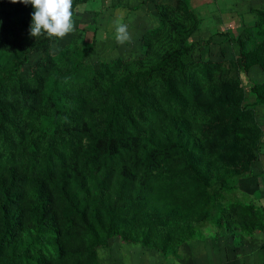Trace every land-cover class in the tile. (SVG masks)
<instances>
[{
    "label": "rangeland",
    "instance_id": "1",
    "mask_svg": "<svg viewBox=\"0 0 264 264\" xmlns=\"http://www.w3.org/2000/svg\"><path fill=\"white\" fill-rule=\"evenodd\" d=\"M33 11L23 0H0V99L6 110L0 123V170L14 165L22 175L45 179L49 194L47 222L40 231L28 222L26 202L18 196L12 201L14 225L1 251L16 256L12 264H172L173 252L193 234V223L148 227L135 214L133 223L113 228L100 200L102 191L92 189L88 199L78 192L64 197L46 176L48 159L55 172L63 167L57 155L68 158L81 151L71 138L74 124L102 126L104 114L93 106L104 101L109 81L154 65L172 49H186L183 68L171 67L172 59L139 84L152 106L139 111L130 91L123 90L122 105L138 122L140 134L157 125L188 123L195 139L176 132L184 146L178 149L181 158L170 160L183 167L188 151L219 164L203 143L223 129L250 145L255 157L250 175L256 176L239 177L237 191L220 190L217 180L209 188L216 204L249 201L252 196L241 191L257 195L264 188V103L254 105L257 98L251 92L255 84L264 89V55L246 69L241 58L264 41V0H86L73 8V31L51 41L47 34H31ZM116 20L128 25L123 43L116 39ZM213 95H225L228 102L207 110ZM152 149L137 147L124 157L137 163ZM119 161L109 162V169ZM182 175L177 184L188 182L192 174L187 170ZM142 225L146 240L136 239ZM162 238L164 251L153 247Z\"/></svg>",
    "mask_w": 264,
    "mask_h": 264
},
{
    "label": "trees",
    "instance_id": "2",
    "mask_svg": "<svg viewBox=\"0 0 264 264\" xmlns=\"http://www.w3.org/2000/svg\"><path fill=\"white\" fill-rule=\"evenodd\" d=\"M86 0H73V8ZM150 33V31H148ZM57 38L50 36L46 41ZM184 50L172 49L165 52L152 66L142 69L134 74H126L109 81L103 95L104 101L93 106V111L104 114L102 126L98 129L89 127L85 122L74 124L75 133L71 138L81 145V151L73 156L59 157L63 167L52 172L48 159L47 178L56 192L61 196L70 193H79L83 199H88L92 189L103 193L100 200L108 209V221L114 228L118 223L134 222V215L140 216L142 223H149L148 227L158 226L163 228L177 227L181 223H193V234L180 244L201 235V225L207 221L223 223L226 227L233 226L245 229L264 226V206L258 207L254 203L235 202L233 204H216L214 192L210 187L219 181L218 188L232 191L239 177L245 178L253 175L250 171V163L255 160L254 152L250 145L236 135H225L223 129L219 131L214 140H207L203 145L215 155L219 164L208 159H199L193 152L188 151L182 162L173 164L172 158H181L178 149L184 146V141L175 139V133H187L195 139L192 131H189L185 121L172 122L171 125H157L150 129L146 135L140 134L138 122L129 115L122 105L123 90L131 93V99L143 112L148 106H152V98L148 92L140 89L139 84H146L153 73L160 71L172 62L171 67L183 68L182 54ZM243 67L246 69L260 63L264 55V41L250 52L242 53ZM10 73H8L9 75ZM3 78H0V81ZM1 85V83H0ZM192 89V94L196 91ZM251 92L257 98L258 103H264V89L261 85H252ZM176 101H182L179 94H175ZM214 96V95H213ZM225 95L212 98L206 106L211 109L212 104L223 105L227 103ZM157 112V109H153ZM57 112V111H56ZM6 110L0 99V123L5 121ZM61 115L67 117V113ZM72 118V116L70 117ZM146 145L153 149L146 157L137 163H131V157H124L127 151ZM175 154L168 158V155ZM242 155L239 161L238 156ZM119 158L117 165L109 169L108 163ZM52 162V161H51ZM104 165H100V163ZM141 166V167H140ZM190 172V179L184 184H177L175 180ZM45 179L29 174H20L14 165H8L0 170V264H12L16 256L6 257L1 253L2 247L9 239L14 225V212L12 201L18 196L26 202L27 219L36 231L42 230L47 222L46 205L49 199L48 186ZM104 188H108L104 191ZM75 196L72 197V200ZM70 208L74 211L73 204ZM217 212V216L213 213ZM213 218V219H211ZM195 224H199L195 227ZM192 228V227H191ZM138 229L139 236L136 239L146 240L144 225ZM179 244V245H180ZM165 240L155 243L153 247L163 250ZM181 246V245H180ZM179 246V247H180ZM177 250L173 252L176 256ZM23 255V254H21Z\"/></svg>",
    "mask_w": 264,
    "mask_h": 264
},
{
    "label": "crops",
    "instance_id": "3",
    "mask_svg": "<svg viewBox=\"0 0 264 264\" xmlns=\"http://www.w3.org/2000/svg\"><path fill=\"white\" fill-rule=\"evenodd\" d=\"M235 189L233 191H237ZM240 193L252 196L250 199L247 197L249 201L244 202L251 201L258 207L264 206V188L258 190L257 195H247L242 191ZM252 227L250 225L243 230L237 226L228 228L223 223L207 221L200 227V236L181 244L171 263L264 264V226Z\"/></svg>",
    "mask_w": 264,
    "mask_h": 264
},
{
    "label": "clouds",
    "instance_id": "4",
    "mask_svg": "<svg viewBox=\"0 0 264 264\" xmlns=\"http://www.w3.org/2000/svg\"><path fill=\"white\" fill-rule=\"evenodd\" d=\"M31 4V34H47L64 37L74 29L73 0H23ZM116 39L123 43L128 38V25L121 20L114 21Z\"/></svg>",
    "mask_w": 264,
    "mask_h": 264
}]
</instances>
